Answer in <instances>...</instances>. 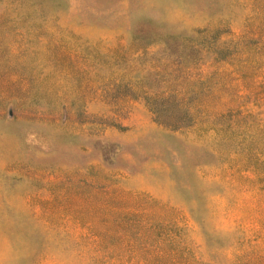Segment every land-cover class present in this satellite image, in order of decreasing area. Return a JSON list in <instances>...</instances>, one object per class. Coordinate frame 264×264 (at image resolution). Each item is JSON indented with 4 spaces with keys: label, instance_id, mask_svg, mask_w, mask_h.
<instances>
[{
    "label": "rangeland",
    "instance_id": "obj_1",
    "mask_svg": "<svg viewBox=\"0 0 264 264\" xmlns=\"http://www.w3.org/2000/svg\"><path fill=\"white\" fill-rule=\"evenodd\" d=\"M0 264H264V0H0Z\"/></svg>",
    "mask_w": 264,
    "mask_h": 264
}]
</instances>
